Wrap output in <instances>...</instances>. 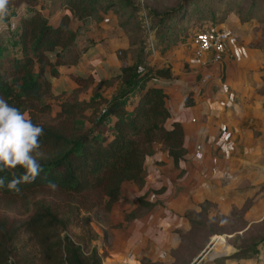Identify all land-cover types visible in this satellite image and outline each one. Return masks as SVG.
I'll return each instance as SVG.
<instances>
[{"label":"trees","instance_id":"trees-1","mask_svg":"<svg viewBox=\"0 0 264 264\" xmlns=\"http://www.w3.org/2000/svg\"><path fill=\"white\" fill-rule=\"evenodd\" d=\"M50 1L54 9L62 10L53 22L42 12V0H9L7 6L18 9L23 5L28 10L16 19L19 29L14 52L0 47V97L27 112L34 124L43 127L44 134L40 137L42 155L37 157L42 171L33 182L21 183L19 191L10 189L8 181L24 170L19 166L0 170V177L5 178V186L0 188V264H105L104 247L99 251L94 244L98 234L91 225L92 215L109 213L123 198L126 183L141 191L135 208L149 210L153 206L146 196L155 191L146 186L144 175L145 161L156 148L170 158L177 179L186 176L183 130L165 105V85L172 72L169 65L149 63L145 39L138 34L143 22L132 0ZM176 3L162 10L147 8L143 13L154 37L170 29L184 36L186 30L179 21H186L194 30L222 23L233 12L240 13L245 3L247 8L238 21L255 16L252 8L256 0ZM99 7L105 12L118 11L120 18L124 15L118 27L126 31L129 24L133 30L125 34L127 47L117 54L120 59L128 54L130 62L112 69L106 77L97 76L92 67L87 73L70 76L74 86L62 98L52 87L59 76L56 68L79 59L77 29L70 22L74 19L82 24ZM182 104H191L188 96ZM49 182L57 187L50 188ZM202 211L198 207L183 213L188 232L193 224L210 219ZM129 214L128 220L136 219L134 213ZM178 237L175 259H180L184 242ZM263 243L264 234L247 248H236L233 255L256 254ZM184 258L187 263L188 257ZM138 263L151 264L143 258Z\"/></svg>","mask_w":264,"mask_h":264},{"label":"crops","instance_id":"crops-1","mask_svg":"<svg viewBox=\"0 0 264 264\" xmlns=\"http://www.w3.org/2000/svg\"><path fill=\"white\" fill-rule=\"evenodd\" d=\"M57 11H60L59 14L62 13V10L57 9ZM232 17L228 16L221 25L232 28V39L229 43L230 57H224L218 64L203 66L196 60L189 62L185 54L179 59L177 56V62L172 61V58L170 60L168 57L174 52L168 54L167 50L161 53L157 51L156 55L148 57L151 65L155 67L169 65L171 69V81L165 85L168 91L165 105L171 109L173 120L181 124L187 171L183 179H177V171L173 169L170 158L157 148L155 153L146 159L144 175L146 186L161 198L164 196L161 202L167 200V203H154L149 209L160 210L159 222L154 223L155 227L175 226L177 217L174 214L178 211L184 213L188 210H198L196 201L199 198L213 201L219 212H225L230 205L229 197L243 190L235 188L234 192L227 190L230 188L223 185L230 172L234 173L232 169L237 172V175L233 174V178L243 175L250 165L253 170L259 171L261 162L259 151L255 155L253 151L256 144L260 145L264 141L260 139L262 134H255L256 131L264 129V126L259 127V123L264 119V96L257 93L261 81L259 70L261 64L258 58L253 57L256 49L247 48L244 43L241 45L236 42L239 26L243 22L237 19L236 24H232ZM16 19L10 28L9 20L7 17L4 18L7 27L0 31V47L4 48L5 52H14V40L19 29ZM110 29L115 31L118 37H111V34L106 32L101 34L99 40L82 45L77 42L76 37L75 49L79 51V59L75 64L58 66L56 70L59 76L52 83V87L62 93V98L66 97L74 86L70 76L87 73L92 67L97 76L106 77L112 69L130 62L128 54L123 59L117 55L120 49L128 45L126 35L117 26ZM177 45L178 43L169 49L177 48ZM245 50L249 51L247 55ZM177 51L178 49L175 50ZM205 73L209 74L208 80L204 83L199 82ZM187 96L191 104L184 106L182 100ZM197 145L198 150L195 148ZM235 154H237L236 158L233 157ZM244 163L247 166H241L237 170L238 165ZM234 164H237V167L233 168ZM171 181H174V186L169 192L168 185ZM184 182L187 185L185 188L182 186ZM169 210L174 211L173 216ZM166 211L169 212L168 216H163L161 213ZM260 217L254 206L248 207L243 213V219L247 224L258 221ZM183 218V228L186 230L188 224L185 217ZM130 222L141 224V220L132 219ZM147 228L143 232L144 235L150 232ZM175 234L176 238L170 235L167 237L165 243L168 246L165 247L175 249L178 246L179 237L177 233ZM139 236L135 235L133 240L138 239ZM145 239L147 240V235ZM121 243L126 249L130 248L129 239ZM225 245L223 250H220L221 253L207 257L202 264H264V243L258 246L256 254L247 256L231 255L236 248ZM133 258H136L133 254L107 257L105 264H139L134 263Z\"/></svg>","mask_w":264,"mask_h":264},{"label":"rangeland","instance_id":"rangeland-1","mask_svg":"<svg viewBox=\"0 0 264 264\" xmlns=\"http://www.w3.org/2000/svg\"><path fill=\"white\" fill-rule=\"evenodd\" d=\"M42 1L44 3V9L42 10V12L47 15L49 14L48 19L50 22H53L57 19V14H59L60 11H57L53 8L52 2L50 0ZM132 1L135 6H137L136 8L139 9V11H137L136 13L137 15H139V18H141L143 22V28L141 31L139 30L138 34H141L145 39V47L147 46V41L149 40L153 43L154 46V52L152 54L147 51L148 57L151 55H156L157 51L161 53L163 50H167L168 54L172 51L174 52L172 56L170 55V57H168L170 60L172 58V61L175 60L177 62V56L179 59V57H183L184 54L189 62L195 61L189 48V38L191 37L190 32L194 30L192 28L193 26H189L186 21H179L180 24L185 28L187 35L185 34L184 36H182L183 34L180 31L170 29L167 34H164L160 37L155 36V38L153 30L149 28V23L146 21V18L142 17L147 8H154L156 10L170 8L172 6H175L178 0ZM246 8L247 3H245L243 10L240 13L233 12V15H230L231 17L233 16L232 24H236V20L243 17ZM16 9L11 7L8 8V14L6 17L10 22V28H12L17 15L19 16L20 14L28 10V8L23 5H21V7H19L17 10ZM252 9L255 11V16L251 20H246L242 24H240L238 29L239 34L236 35V42L241 45H243L242 43H244L245 47L247 48L252 47L253 49H256V51H254L255 54L253 57L258 58L261 64V67L259 69L261 80V76H264V0H256V5ZM111 10L105 12L99 7L95 10L93 15H91L82 24L78 23L77 21L71 20V27L77 29V42H79V44L81 45L89 43L90 41L93 43V40H99V37H102L101 34L106 32H108V34H111V37H118L115 31L110 29V27H118V22L121 21V18H124V15L120 18L119 16H117L118 11H114V9ZM215 14L218 15L219 13L216 12ZM209 22L210 21H207L205 23L208 24ZM223 22L215 24L212 27H225V25L221 26L222 24H224ZM125 28H127L128 30H123L124 34H131L133 32L132 29H129V24H127ZM227 28L230 31L232 29L230 28V26H228ZM199 29L200 28L195 29L194 32ZM104 39H106L105 36ZM177 41H179L177 48L169 49V47L174 45V43ZM177 49L178 51L175 52V50ZM244 52L247 55L249 51L245 50ZM257 93L260 96H264V81L263 83L262 81L259 82ZM52 106L55 110L56 103L54 102ZM259 125L260 128L264 126V119L259 123ZM255 134H262V137H260V139L264 140V129L263 131H256ZM255 147L256 148L254 149L253 153L255 155L256 152L259 151V158L261 160L259 171L256 172L255 170H253L250 165L248 166L244 174H240L238 178H233V174L237 175V172L234 171V169H232V171L234 172L233 174L232 172H230L227 177L225 176L226 183L223 185L226 188H230L227 190H232L235 192V188L243 189L242 191L240 190L239 192H235L231 197H229L228 203L230 205L225 212H219V210L216 209L215 203L213 201H209L204 198L197 199L196 206H199V208L203 210L202 214H205L206 216H208L207 218L210 219H207V222L205 223L193 224V228L189 232L188 227L186 230L183 228V211H178L174 214L177 217V224L175 226L163 228L155 227L154 223L159 222V208H153L151 210H146L143 207L135 208V199L140 195L141 191H139L137 187L132 183L124 184L125 192L123 198L113 205L110 212L99 213L97 215H92L91 217V225L98 234V239L94 242V244L98 249L102 245L107 254V256L104 258V262H107V257L110 258L125 256V254H133V256H136V258H133L132 260L134 263H138V260L140 258H143L149 260L151 264H192L194 260L197 261V264H202V262L207 257L212 256L216 253H221L220 250H223L225 244L231 245L235 248H247L248 245L253 242V240L264 234V141L263 143H260V145L256 144ZM233 157L236 158L237 154H235ZM249 157H251V155ZM241 166L244 167L247 166V164H239L238 167L237 164H234L233 168L237 167V170H239ZM230 167L232 168V165ZM173 186L174 181H171L168 185L169 192H171V187ZM182 186H184V188L185 186L187 187V185H185V182ZM162 198L160 197V195L152 191H150L146 196V199L153 203H167V200L161 202L163 201ZM196 206L195 209H197ZM251 206H254V208L258 210L261 217L258 221L250 223L249 225L245 223V220L243 219V213L245 209ZM169 211L173 216L174 211ZM131 212L134 213L132 215H136V221L141 220L140 225L136 223L132 224L130 220H128L126 216H129V213ZM161 214L163 216H168L169 212L166 211V213L162 212ZM242 226H244L246 229H242ZM146 227H148L147 229L150 231L146 234L147 240L145 239L146 235L143 234V232L146 230ZM175 233H177L180 238L182 236L181 242L184 241L181 244V250H179L181 255L180 259H175V257L179 255V253H177L176 251V248L169 249V247H165L166 245L168 246V244L165 243L167 237L170 235L171 237L175 236L176 238ZM137 234L140 236L138 237V239L133 240V237ZM126 239H129L130 247L127 249L125 248L126 246L124 247L123 243H121ZM143 241H145L146 243L144 244ZM130 242L133 243L130 244ZM212 251L214 253H211ZM109 252H112V254H110ZM233 254L231 253V255ZM190 255H192L193 257L191 256L192 258H189ZM184 256H187L188 259L191 260H188V262L185 263L186 259L184 258Z\"/></svg>","mask_w":264,"mask_h":264},{"label":"clouds","instance_id":"clouds-1","mask_svg":"<svg viewBox=\"0 0 264 264\" xmlns=\"http://www.w3.org/2000/svg\"><path fill=\"white\" fill-rule=\"evenodd\" d=\"M8 4L9 0H0V31L7 27L4 18L8 14ZM43 134V127L34 124L27 112L0 97V170L18 166L24 170L21 176L8 181V188L19 191L18 185L33 182L42 171L37 157L42 155L40 137ZM4 186L5 178L0 177V188ZM48 186L57 187L52 182Z\"/></svg>","mask_w":264,"mask_h":264},{"label":"built area","instance_id":"built-area-1","mask_svg":"<svg viewBox=\"0 0 264 264\" xmlns=\"http://www.w3.org/2000/svg\"><path fill=\"white\" fill-rule=\"evenodd\" d=\"M232 39V32L226 27L214 28L210 25L203 26L193 32L189 38V48L192 57L203 66L218 64L224 57H230L229 43ZM150 54L154 52L153 43L147 41L145 48ZM209 74L205 73L199 79L204 83L208 80ZM197 150L199 146L195 147Z\"/></svg>","mask_w":264,"mask_h":264},{"label":"water","instance_id":"water-1","mask_svg":"<svg viewBox=\"0 0 264 264\" xmlns=\"http://www.w3.org/2000/svg\"><path fill=\"white\" fill-rule=\"evenodd\" d=\"M205 253H206V251H205ZM205 253H204V254H205ZM202 256H203V255H202ZM202 256H201V257H202ZM199 259H200V258H199ZM192 264H197V261L194 260Z\"/></svg>","mask_w":264,"mask_h":264}]
</instances>
